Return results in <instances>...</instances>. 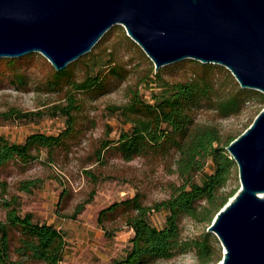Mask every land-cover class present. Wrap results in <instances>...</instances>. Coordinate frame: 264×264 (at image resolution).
<instances>
[{
    "label": "trees",
    "instance_id": "1",
    "mask_svg": "<svg viewBox=\"0 0 264 264\" xmlns=\"http://www.w3.org/2000/svg\"><path fill=\"white\" fill-rule=\"evenodd\" d=\"M110 29L90 51L63 69L53 67L39 84L40 89L48 92L66 90L67 101L48 108L53 114L66 115L64 129L57 134L36 130L21 142L12 141L0 133V199L6 209L5 219H0V264H60L63 259L65 232L53 223L35 220L31 211L21 213L19 197L14 194L10 198L5 196L9 184L1 172L14 163L22 166L28 164L38 158L42 151L50 155L58 149L69 150L83 133V123L78 114L83 97H79V93L97 96L120 85L127 77L129 69L116 59L112 58L101 65L97 62L99 58L95 50L103 47ZM124 34L132 40L128 34ZM35 55L33 51L21 56L0 57V80L1 75L10 71L11 81L27 85L29 74L25 65L33 61ZM177 62L190 63V73L170 81L163 78L162 68L155 71L153 78L147 81L159 82L157 85L161 87L159 91L152 92L153 100L144 97L138 84L128 85V99L113 105L114 112L122 122L131 125L122 130L118 139L104 140L103 149L126 160L144 156L168 161V158L174 157L176 167L171 169L179 174L183 182L174 186L169 197L152 205L144 202L142 192H137L100 209L97 220L107 235H113L116 229L109 228L108 222L119 219L134 230L130 247L124 255L115 257L111 264H155L160 259H171L191 250L195 252L198 264H214L222 258L220 240L213 231L207 230L193 237L184 236L182 222L189 217L210 223L238 191V163L227 148L237 135L224 134L215 124L197 123L194 110L202 103L209 102L222 116L237 114L253 97L264 103V92L236 86L225 94H219L222 87L219 73L224 65L195 58ZM79 64L85 65L81 77L76 70ZM227 75L235 80L230 70ZM43 112L38 110L33 113ZM19 113L17 108L1 112L6 117ZM209 159L213 164L211 171L206 168ZM31 185H37V180L20 181L22 189L30 190ZM64 195L62 193L61 197ZM89 201L90 198H87L77 204L69 216L76 218ZM163 208L167 210V215L164 225L160 227L151 221L150 212Z\"/></svg>",
    "mask_w": 264,
    "mask_h": 264
},
{
    "label": "rangeland",
    "instance_id": "2",
    "mask_svg": "<svg viewBox=\"0 0 264 264\" xmlns=\"http://www.w3.org/2000/svg\"><path fill=\"white\" fill-rule=\"evenodd\" d=\"M124 33L127 34V31L123 24L113 25L103 47L98 51L94 50L98 55L99 65L113 58L125 65L129 74L120 85L100 95L79 93L78 96L83 97L78 113L79 120L83 123V133L71 148L58 149L50 155L47 151H42L38 158L28 164L22 166L14 163L1 172V176L9 184L5 196L10 198L14 194L19 197L21 213L31 211L35 220L53 223L65 232V252L60 264H111L115 257L124 255L130 247L134 230L123 219H119L108 222L109 228L116 229L113 235H107L97 220L100 209L137 192H142L144 202L152 205L169 197L174 186L183 182L179 174L171 169L176 167L174 157L168 158V161L144 156L126 160L102 147L104 140L118 139L122 130L131 125L122 122L113 110L114 104L128 99V85L138 84L147 100H153L152 92L161 89L157 85L159 82H147L156 71L153 60L132 37L135 42ZM35 52V59L25 65L29 74L27 85L22 86L11 81L10 71L1 75L0 133L12 141H24L29 133L36 130L57 134L66 126V115L48 111L50 106L67 101L66 90L48 92L40 89L41 80L55 66L41 52ZM191 67L188 62L169 63L161 67L162 76L172 81L189 74ZM76 70L80 77L83 76L85 65L79 64ZM228 70L230 69L224 65L219 73V81L222 83L219 94L241 86L235 76V80L228 77ZM258 100L257 97L251 98L239 113L228 116L220 115L209 102L202 103L194 110L195 121L215 124L224 134L238 136L264 109V103ZM11 108H17L20 113L11 117L1 114ZM38 110L44 112L33 113ZM206 168L212 170V160L209 159ZM25 179L37 180V185H31L30 190L20 188V181ZM62 193L65 195L61 197ZM87 198L90 201L78 216L70 217L69 214L75 210L77 204ZM166 215L165 208L152 209L150 212L151 221L160 227L164 225ZM5 217L6 209L0 199V219ZM211 222L185 217L182 222L183 235H201L209 230ZM219 245L223 256L220 241ZM169 263L198 264V260L195 252L191 250L171 259H160L155 264Z\"/></svg>",
    "mask_w": 264,
    "mask_h": 264
},
{
    "label": "water",
    "instance_id": "3",
    "mask_svg": "<svg viewBox=\"0 0 264 264\" xmlns=\"http://www.w3.org/2000/svg\"><path fill=\"white\" fill-rule=\"evenodd\" d=\"M117 23L156 71L195 58L264 92V0H0V57L39 51L63 69ZM227 148L240 187L209 227L223 246L217 264H264V109Z\"/></svg>",
    "mask_w": 264,
    "mask_h": 264
}]
</instances>
